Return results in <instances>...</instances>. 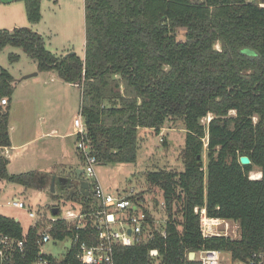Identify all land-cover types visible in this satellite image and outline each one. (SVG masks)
I'll list each match as a JSON object with an SVG mask.
<instances>
[{
	"label": "trees",
	"instance_id": "1",
	"mask_svg": "<svg viewBox=\"0 0 264 264\" xmlns=\"http://www.w3.org/2000/svg\"><path fill=\"white\" fill-rule=\"evenodd\" d=\"M30 23L42 19V0H23ZM84 56H57L31 27L0 30V52L16 46L33 58L40 72L55 71L81 89L80 111L89 117L88 136L98 164L136 162L141 128L159 133L166 122L182 119L186 139L181 171H149L166 204L167 236L114 249V264H198L189 259L202 248L232 252L246 259L263 245L264 179V0H84ZM178 29L185 31L179 39ZM18 57V56H15ZM15 78L0 65V145H11L9 115ZM9 103L3 105L2 99ZM209 114L212 119L204 123ZM257 117V121H254ZM208 137L207 165L204 164ZM252 164L242 165L240 156ZM0 155V179L26 188L46 186L36 170L10 174ZM73 208L89 213L99 206L80 183L69 194ZM139 208L143 198L129 196ZM210 216L236 220L240 240L204 238L196 206ZM151 219L152 213L143 208ZM133 211V209L131 210ZM66 220L54 223L56 241L74 238L68 261L77 264L81 243L97 240L91 228L80 231ZM45 220L27 233L17 219L0 214V233L37 246ZM157 249L158 257L150 251Z\"/></svg>",
	"mask_w": 264,
	"mask_h": 264
},
{
	"label": "rangeland",
	"instance_id": "2",
	"mask_svg": "<svg viewBox=\"0 0 264 264\" xmlns=\"http://www.w3.org/2000/svg\"><path fill=\"white\" fill-rule=\"evenodd\" d=\"M42 16L38 32L43 35L46 47L49 50L59 57L66 56L69 49L79 56H84V0H42ZM176 34L179 39H183L185 31L178 29ZM36 64V61L20 47L7 46L0 52V65L12 72L15 80L21 74L25 73V71L33 69ZM44 75H47V72L41 74L40 77L38 76L40 84L43 83L42 78ZM33 80L35 79L33 78ZM34 89H37V87L34 86ZM54 93L61 96H53L54 102L51 105L54 108L51 110L47 109L49 106L44 107L42 101H38V98L33 101H26L24 99V102H20L21 104L16 107L15 111L12 110L10 118L13 130H11V136L14 142L28 141V139L37 136L40 122L43 126L45 125L43 124L44 120L40 118L41 116L44 118L47 117L48 114L45 113L55 110L58 118H64L72 114L69 113L66 116V110L68 108L70 109V106L74 107L73 110H77L80 101L79 88L72 87V93L67 91ZM50 103L48 102L47 105ZM185 139L186 130L182 119H171L167 121L159 133L154 129L142 128L139 131L137 161L97 164V177L106 189L115 192L117 195L143 198L142 208H147L154 216L163 219L168 215L166 213V204H163L165 201L162 192L157 186L149 183L147 173L162 168L177 171L183 170ZM32 142L21 148V151L19 150L18 158L20 160L17 161V163L19 162L17 167H14V163H16L15 158L12 159L11 165L8 166L10 173L31 170L38 171V158L41 156L38 155V139ZM69 142L71 153H68L66 157L59 156V159L64 164L69 163V159L71 158L75 160V138H70ZM16 152L14 151L13 153ZM203 156L206 167V147ZM43 157V160L48 161V155ZM84 163L85 161L80 155V167ZM66 166L56 165L54 166V170H52L53 172H64L67 169ZM64 175L68 178L63 181L62 184L64 185H59V183L55 182L53 185L52 180L47 182L49 184L43 191H38V188H26L23 185L0 179V214L19 220L24 233H27L39 220L44 217L47 220L52 215L51 211L54 207L58 206L62 211L72 209L74 204L70 200L69 194L75 190L82 179L78 180L74 170L65 172ZM16 198L25 201L27 209L13 206L12 202ZM78 208L80 207L77 206L76 210ZM31 209L37 212V219L29 216V210ZM71 244V238L58 242L52 241L45 245V251L61 259L64 251L66 252ZM228 256L224 255L223 258Z\"/></svg>",
	"mask_w": 264,
	"mask_h": 264
},
{
	"label": "built area",
	"instance_id": "3",
	"mask_svg": "<svg viewBox=\"0 0 264 264\" xmlns=\"http://www.w3.org/2000/svg\"><path fill=\"white\" fill-rule=\"evenodd\" d=\"M1 103L7 105V98ZM212 119L209 114L203 119L208 123ZM257 121V117H254ZM74 134L77 136V150L84 159V176L89 182L90 191L93 194L99 208L96 211L83 213L76 209L60 211L57 215H51L45 226L40 231L36 241L37 246H26L24 239H16L10 235L0 233V264H76L68 261L67 256L72 246L79 239V232L72 239V244L64 251L61 259L45 251V245L55 240L51 233L53 225L58 220H66L69 224H74L77 231L91 228L96 233L97 240L93 244L81 243L77 253V264H114L113 254L117 246H132L143 240L151 239L155 231L167 236L165 228L168 216L159 219L156 216L148 217L143 208H139L128 195H117L115 192L106 189L100 182L96 173L97 157L92 154V146L88 136V123L86 116L81 111L74 118ZM208 137L205 139V147L208 145ZM0 155L10 158L11 152L8 146L0 145ZM241 157V156H240ZM240 161V159H239ZM252 164V162L250 163ZM251 180L264 179V169L255 166L248 174ZM165 205V202L163 203ZM12 205L17 208L27 209L25 201L16 198ZM133 209V211H131ZM194 211L200 217V230L204 238L213 236L226 237L231 240H240L242 230L238 221L212 217L205 206H196ZM29 216L37 217V212L29 210ZM37 219V218H36ZM37 224V223H36ZM152 257H158L157 249L150 251ZM224 255H229L223 258ZM194 260L198 264H264V233L263 245L254 250L246 259H235L232 252L217 249L202 248L195 252Z\"/></svg>",
	"mask_w": 264,
	"mask_h": 264
},
{
	"label": "crops",
	"instance_id": "4",
	"mask_svg": "<svg viewBox=\"0 0 264 264\" xmlns=\"http://www.w3.org/2000/svg\"><path fill=\"white\" fill-rule=\"evenodd\" d=\"M40 22L35 23V24L30 23L27 17V13H26V5L23 0H0V30L1 29L13 30L14 28H17V27L30 26L33 30L38 31ZM85 44H86V26H85ZM70 52L71 50L69 49L68 53ZM35 72L37 73L36 75H35ZM46 72H47V75L43 76L42 78L43 83L40 84L38 80V76L40 77L41 74L46 73ZM28 74H34V75L29 78H26L25 76ZM33 78L35 80H33ZM38 85H39L40 91L38 89ZM34 86L37 87L38 90L34 89ZM72 87H77L79 88V91H80V101L78 103L77 110H73L74 108L73 106L72 107L70 106V109L69 108L67 110L65 109L67 112L66 116L69 113H72V114L64 118H58L55 110L45 113V114H48L47 117L45 118L42 116L40 117L41 119L44 120L43 124L45 125L43 126L42 123L40 122V124L38 125V131H37L38 135L37 136H35L32 139H28V141H20L18 143L13 141L12 136H11V130H13V126L11 125L10 117H11L12 110L15 111L16 107H18V105L21 104L20 102H24L23 101L24 99H26V101H33L38 98V101L41 100L44 107L49 106L47 109L51 110L54 108V106H52L53 105L52 103L54 102L53 96L55 95L57 97L61 96L54 92L67 91V92L72 93ZM81 98H82L81 89L78 86V84H72V83L63 81L55 71L40 72L38 70L37 64L33 69L27 70L25 71V73L21 74L20 77H17L16 80L14 81V94L12 97V101L10 102L11 109H10V115H9V125H10L9 133H10L11 145H9L8 147L10 149L11 156L10 158H7L9 159L8 166L11 165L12 159L15 158L16 163H14V167H17L19 163V162L17 163V161L20 160V158H18L19 150L21 151V148L26 146L28 143L32 141L34 142L38 139V155H41L40 158H38L39 160L38 172H42L43 174L47 176L46 177L47 182L53 180V185H54V182L59 183L60 185L63 183L64 180L68 179L64 175L65 172L74 170L77 174V170L81 167L79 164L80 155L76 147L77 136L74 134V118L80 111ZM48 102H51V103L47 105ZM72 137L75 138V143H74L75 160L74 158L69 159V163H67L68 164L67 165V164L62 163L63 161L59 159V156L66 157L68 153L69 154L71 153V148H70L71 146H70L69 140ZM14 151H17V152L13 153ZM46 155H48V161L43 160L44 158L43 156H46ZM56 165H59V166L63 165L64 167L67 165L66 166L67 169L64 172H61V171L53 172L54 166ZM20 173H23V172H20ZM10 174H19V173H10ZM79 179H83V178H78V180ZM48 184L46 183V186L42 188H38V191L45 190L46 189L45 187H47Z\"/></svg>",
	"mask_w": 264,
	"mask_h": 264
},
{
	"label": "water",
	"instance_id": "5",
	"mask_svg": "<svg viewBox=\"0 0 264 264\" xmlns=\"http://www.w3.org/2000/svg\"><path fill=\"white\" fill-rule=\"evenodd\" d=\"M71 53H74V52H71ZM36 74L37 73L35 72V75ZM33 75L34 74H28L25 77L29 78V77H31ZM86 122L87 123L89 122V117L88 116H86ZM240 163L242 165H249L251 163V159H250L249 156L243 155V156L240 157ZM77 175H78V178H83L81 180V182H80L81 191L82 192H87V195H89L90 194V186H89V182L87 180H85V178H84L85 176H84V168L83 167H81V168H79L77 170ZM59 211H60V208L59 207H55V208H53L52 213H53V215H57L59 213ZM194 256H195V252H191V257L193 258Z\"/></svg>",
	"mask_w": 264,
	"mask_h": 264
},
{
	"label": "flooded vegetation",
	"instance_id": "6",
	"mask_svg": "<svg viewBox=\"0 0 264 264\" xmlns=\"http://www.w3.org/2000/svg\"><path fill=\"white\" fill-rule=\"evenodd\" d=\"M82 167H84V165H82Z\"/></svg>",
	"mask_w": 264,
	"mask_h": 264
}]
</instances>
